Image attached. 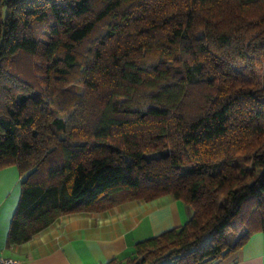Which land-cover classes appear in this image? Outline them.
Wrapping results in <instances>:
<instances>
[{
	"label": "trees",
	"instance_id": "16d2710c",
	"mask_svg": "<svg viewBox=\"0 0 264 264\" xmlns=\"http://www.w3.org/2000/svg\"><path fill=\"white\" fill-rule=\"evenodd\" d=\"M257 70L264 0H0V169L21 176L8 242L164 194L192 215L131 264H212L264 231Z\"/></svg>",
	"mask_w": 264,
	"mask_h": 264
},
{
	"label": "crops",
	"instance_id": "0c3cea01",
	"mask_svg": "<svg viewBox=\"0 0 264 264\" xmlns=\"http://www.w3.org/2000/svg\"><path fill=\"white\" fill-rule=\"evenodd\" d=\"M21 176L15 165L0 169V257L20 264H123L134 244L186 223L191 207L171 194L127 200L104 210L71 212L20 244L8 242ZM212 264H264V231Z\"/></svg>",
	"mask_w": 264,
	"mask_h": 264
},
{
	"label": "rangeland",
	"instance_id": "374dc122",
	"mask_svg": "<svg viewBox=\"0 0 264 264\" xmlns=\"http://www.w3.org/2000/svg\"><path fill=\"white\" fill-rule=\"evenodd\" d=\"M257 72H258V75H257L258 79H259L260 81H262V76H264V71H262V70H257ZM72 82H73V81H72ZM72 82H71L69 85H75L79 92H82V91H83L84 87H83L82 85H80V84H76L75 82L72 83ZM125 260H126L129 264H131V262H130V261H131V257H130V256H127ZM126 261H125L123 264H126Z\"/></svg>",
	"mask_w": 264,
	"mask_h": 264
},
{
	"label": "built area",
	"instance_id": "2783aa9c",
	"mask_svg": "<svg viewBox=\"0 0 264 264\" xmlns=\"http://www.w3.org/2000/svg\"><path fill=\"white\" fill-rule=\"evenodd\" d=\"M0 264H20V261L12 257H0Z\"/></svg>",
	"mask_w": 264,
	"mask_h": 264
}]
</instances>
